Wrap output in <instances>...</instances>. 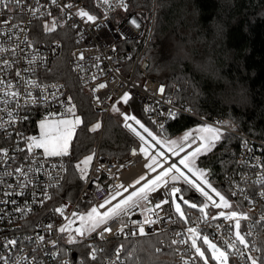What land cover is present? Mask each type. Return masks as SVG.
Segmentation results:
<instances>
[{
	"label": "built area",
	"instance_id": "1",
	"mask_svg": "<svg viewBox=\"0 0 264 264\" xmlns=\"http://www.w3.org/2000/svg\"><path fill=\"white\" fill-rule=\"evenodd\" d=\"M124 3L127 5L126 8L121 7L120 0H110V6L103 0H92L90 6L83 1L56 0V3H53L52 0H39V12L35 15L28 9L36 8L37 0H23L19 8L15 4L9 5L8 8L0 5V48L5 50L0 52V85H3L0 86V264H4L5 259L8 260V264H25V262L27 264H126L128 241L156 235H164L158 249L165 246L170 248L174 254L175 264H184L185 261L193 264V260L195 264H204L203 260L197 257L195 250L190 248L188 228L195 227L201 235H208L210 239L214 236L213 242L224 250L226 248L224 241L230 240L225 233L234 221L224 220L219 213L232 210L242 212L249 217L248 220H241V232L251 231L252 234L246 237L249 248L254 245L255 248L260 249V251H252L251 254L258 258L264 257V197L259 195L264 191V186L259 183L264 177V137H254L229 127L228 118L207 117L193 113L186 103L179 102L176 96L181 89L179 85L171 86L164 81L150 78L148 76L150 63L145 53L153 33L156 0H153L149 25L143 17L133 12L135 0H124ZM80 11L94 15L95 21L81 18L77 15ZM115 17L118 18L117 21ZM53 20L56 21L54 31L58 28L72 31L74 49L70 67L86 88L92 104L99 111L109 114L113 106L117 107L118 102L122 101L121 98L127 93L142 104L151 126L145 122L143 124L154 135H162L169 121L174 119L168 115V111L173 110L176 116L185 115L197 121L198 124L184 131L185 133L192 131L196 136L195 129L209 125L220 128L224 134H232L240 139L238 168L227 175L224 188L217 189L229 201L232 208L213 207L211 201L191 185L186 184L183 179L172 181L170 175L166 178L167 188L170 189L174 184L182 189L185 199L197 204V208H190L177 200L184 207L186 219L179 217L170 206L172 203L170 201L169 205H162L161 209L155 210L158 215L135 209L130 218L116 217L110 220L102 228L109 227L112 231L105 232L103 239L99 236L101 228L85 237H78V241L74 244H69L65 240L67 234L60 233L58 228L67 221L55 212L57 207L63 206L65 215L68 216L72 212L87 215L94 207L103 213L112 205L103 208L99 205L103 204L113 192L121 191L118 185H125L127 191L118 196L117 200L134 191L132 185L140 176L154 179L172 163H176L194 183H200L217 203L219 197L212 191L214 187L209 188L202 184L179 164L181 158L200 146L199 140L193 142L190 139L184 142V151L179 155H172L167 146L163 149L157 148L134 121H127L145 136L149 144H153L152 153L161 150L165 153L166 159L160 158L161 166L156 167L154 172L147 170L145 166L147 158L139 152V139L125 127L137 141V144L130 147L126 157L118 160L97 151L87 179L77 197L74 200H64L55 204V192L64 183L67 175L66 160L64 157H47L42 148H33L29 151L30 141L26 139L34 137L27 127V121L33 111L55 104L70 94V87L64 80L47 79V75L52 72L62 54V43L59 40L34 42L32 37L36 21H42L45 27V25L50 26ZM132 20H136L140 27L136 28L132 25ZM81 54L85 57L83 61L79 60ZM123 61L132 65L129 75L122 73ZM78 65L84 68L83 72L79 70ZM93 74L97 76L96 80L92 79ZM138 75L143 77L142 84L136 81ZM29 81L35 82L39 87H32ZM100 83H105L107 87L99 89ZM161 86L165 88L164 94L158 93V88ZM13 92H19V97H13L11 95ZM27 92L31 93V97L26 95ZM32 97L37 98L38 102L33 103ZM97 97L100 98L99 102ZM168 99L172 101L170 104L167 102ZM157 138L159 139L158 136ZM134 149L137 153L135 155ZM3 150H7V157H4ZM205 153H201L196 158L197 168H200L199 157ZM17 169H24L25 175L21 176ZM143 183L144 181H141V184ZM185 187L193 191L194 198L186 196ZM45 192L52 197L50 200L44 199ZM161 192H165V188L158 189L152 197H159ZM116 202L113 200L112 204ZM205 203L208 204V208L205 209V212L209 213L208 224L201 219L202 214L199 211ZM147 207L152 208L153 204L150 203ZM212 214L217 216L216 220L211 219ZM146 215H150L151 219L158 222L151 225L144 224L147 235H130L139 227L134 221L143 222ZM49 224L53 226L51 230L48 228ZM217 224L220 225L219 229L215 227ZM79 226V220L72 225L73 229ZM38 236H44L43 243L38 241ZM12 240L16 241L15 245L8 243ZM173 240L178 243L173 244ZM182 240H187V243L180 242ZM200 244L201 241L198 239L197 246ZM206 247L204 245V248ZM92 248L102 250L97 253L95 261L90 256ZM117 249H120L119 260L116 255ZM228 251L231 252L232 249ZM244 251V258L230 255L229 264H249L246 260L248 249ZM210 255V251L206 253V256ZM208 264H217V262L209 260ZM258 264H260L259 259Z\"/></svg>",
	"mask_w": 264,
	"mask_h": 264
},
{
	"label": "trees",
	"instance_id": "2",
	"mask_svg": "<svg viewBox=\"0 0 264 264\" xmlns=\"http://www.w3.org/2000/svg\"><path fill=\"white\" fill-rule=\"evenodd\" d=\"M71 1L92 4V0ZM152 4L153 0H135L133 12L150 17ZM33 28L34 42L62 43V54L47 79L68 84L69 95L83 118L69 155L64 157L67 175L55 192L54 202L58 204L74 200L83 186L85 180L75 167L77 163L97 151L122 160L137 141L125 129L123 116L114 111L106 115L95 108L74 75L70 67L72 31L58 28L49 33L42 21H36ZM145 57L150 63L148 76L179 85L176 96L193 113L228 118L235 129L264 137V0H156L155 23ZM117 107L151 126L136 98L131 96L127 104L120 101ZM38 116L33 112L29 117L30 132H34ZM96 122L101 128L93 132L90 126ZM197 124L188 116L178 115L169 121L162 135L173 138ZM239 149L240 139L224 134L209 153L199 157V167L209 171L215 188L222 190L227 175L238 168ZM184 192L194 198L190 188L185 187ZM163 237L128 241L126 264H175L170 248L157 251Z\"/></svg>",
	"mask_w": 264,
	"mask_h": 264
},
{
	"label": "snow or ice",
	"instance_id": "3",
	"mask_svg": "<svg viewBox=\"0 0 264 264\" xmlns=\"http://www.w3.org/2000/svg\"><path fill=\"white\" fill-rule=\"evenodd\" d=\"M23 0H0V5H2L4 8H8L9 5L15 4L17 8L22 6ZM53 3H56V0H52ZM105 4H109L110 6V0H103ZM38 6L36 8H30L28 9L30 12L35 15L37 12H39V0H37ZM121 7H127V5L124 3V0H120ZM68 7H71V5H68ZM78 16L81 18H87L89 21H95L96 17L94 15H90L87 11H80L77 13ZM4 23H8V21H4ZM132 25H134L136 28H139L140 25L137 23L136 20L131 21ZM18 27V25H17ZM56 27V21L53 20L51 22V25H45V31L51 32L54 31ZM21 31H24V29H21ZM5 51L3 48H0V52ZM15 49H13V52ZM85 57L83 54L80 55L79 60L83 61ZM7 65V62H5ZM10 66V65H7ZM81 72L84 71V68L80 65L77 66ZM19 75V73H17ZM92 79L96 80L97 76L95 74L92 75ZM32 87H39L38 84L35 82L29 81L28 82ZM3 86V85H0ZM107 85L105 83L99 84V89L106 88ZM159 94L165 93V88L163 86L158 88ZM7 95V93H5ZM13 97H19V92H13L11 93ZM26 95L31 97V93L27 92ZM55 95V93H53ZM130 95L125 93L123 95L122 102L123 104H127L130 100ZM47 97H45V100ZM97 101H100V98L97 97ZM32 102L36 103L38 102L37 98L32 97ZM169 104L172 102L171 99H168L167 101ZM70 103V102H69ZM115 105V102H114ZM112 111L119 113L121 116H123V119L125 121L124 127L128 128L140 141V145H138L139 152L143 154V157L147 158L146 162V168L149 172H154L156 170V167L161 166L160 158H165V153L161 151H155L154 153L151 152L153 148V144H149V141L145 138L144 135L141 134V132L137 131V128L133 127L132 124L127 123V121H134L136 125L139 126L140 129H143V132L147 134L149 138H151V141L154 143V145L159 148L163 149L165 146H167L168 150L172 153V155H179L181 151H184V142L189 141L190 139L195 142L196 140H199L200 146L196 147L195 150L191 151L187 155H185L183 158L179 160V164L183 165L185 169L189 173L192 174L193 177H196L197 180L201 181L202 184L207 185L209 188H212V185L207 179V173L200 168L196 167V158L203 152L211 151V149L215 146V143L218 142L223 136L224 133L221 131L220 128L213 127V126H203L201 128L195 129V133H197L196 136L193 135L192 131H189L185 133V135L182 137V140L180 142L175 140H167V139H158L156 135L153 134L152 131H150L139 119H137L135 116L127 115L120 111L119 107L113 106ZM71 116V119L65 118L67 116ZM168 115L170 117L175 118L176 112L173 110L168 111ZM81 117L76 115V106L74 104H70L69 107L65 109V113L58 119H56L54 122H51L50 120H44L40 124L41 129V135L40 137H29L26 138L29 143V151H31L33 148H42L45 156L47 157H65L69 155V149L71 145V141L75 135V129L82 123ZM101 127L99 123L95 124L92 127V131L95 132ZM161 129H163V126H160ZM191 145H189L190 147ZM133 154H137L136 150H133ZM4 157L8 156L7 150H3ZM95 156V153L92 155L86 156L80 163L76 164V169L80 172V176L83 179H87L89 166ZM63 165H61V168ZM17 171L20 173L21 176L25 175L24 169H17ZM171 175L172 181H178L180 179H183L186 184L191 185L193 188H195L200 194H202L208 201L212 202L213 207L219 209V208H232V205L229 204V201L225 198L224 195H221L220 192L216 191L215 188H212V191L215 192L216 196L219 197V203L214 201L212 197L209 195L207 191L203 187H201L200 183H194L193 180L189 179L184 172L181 171V169L177 166L176 163H172L169 165V167L159 174L156 175L154 179H148L146 176H140L138 179L135 180L134 184L132 185L134 191H132L130 194H128L123 199L117 200L118 196H121L123 192L127 191V187L123 184L118 185L117 187L121 190L118 192H113L112 195H110L107 199H105L104 203L99 205L100 208L105 207L106 205H112L110 208H108L107 211L100 213L98 211V208L94 207L91 209V212H89L87 215H79L77 212H72L70 216L65 215V208L63 206L57 207L55 209V212L59 213L60 216L64 217V219L67 221L66 224L63 226H60L58 228V231L62 234H67V240L69 244H74L77 242L78 237H85L88 234H91L93 232H96L97 229H101L103 225H107L110 220L116 218V217H129L131 216V213L135 209H142L148 213L157 214L155 213L156 209H161L162 205H169V202L172 201V204L174 205L175 212L179 214V217L181 219H186V214L181 208V204L176 202L177 200L182 201L183 204L188 205L190 208H197V204L195 202L190 201V199H185L183 195V191L181 188L176 187L174 184L171 186V188H167L168 185V178ZM141 181H144L143 184H141ZM259 183L264 186V177H262L259 181ZM139 185V187H137ZM165 188V192H161L159 197H152V194L157 192L158 189ZM179 194V195H178ZM261 197H264V191H261L259 193ZM52 197L48 195L46 192L44 194L45 200H50ZM116 200L117 202L115 204H112V201ZM152 203L153 207L149 208L147 207L148 204ZM171 206V205H170ZM208 208V204L205 203L202 207L199 208V211L201 212L202 216L201 219L204 221V223L208 224L209 221L207 219L209 213L205 212V209ZM219 216L224 217V220L227 221H234L233 224H230L228 226V231H226L225 235H228L230 237L229 241H224L226 248L222 250L220 247L217 246L216 243L213 242V239L215 237L213 236L212 239L209 238L208 235H201L199 230L195 227L188 228L189 238L191 239L190 248L195 250V253L197 254V257L201 260H203L204 264H208L209 260H214L217 262V264H229V256H240L242 258L245 257V251L244 249H248V253L246 256L247 262L249 264H258V259L260 261V264H264V257L258 258L253 256L251 253L252 251H260V249L255 248L253 245L252 248H249V242L247 241L246 237L250 236L252 233L249 230L246 233L241 232V220H248L249 217L244 215V213L240 212L238 213L236 210H232L228 215H225L224 212H220ZM212 220H216L217 216L215 214H212L211 216ZM76 220H79L80 226L73 229L72 225L76 222ZM158 220L151 219L150 215H146L143 222L134 221V223L139 224L137 231H132L130 235H147L145 232L144 224H155ZM209 226H211L209 224ZM52 225L49 224L48 228L51 230ZM216 229L220 228V225H215ZM111 228L109 227H103L102 230L99 233L100 239L104 238V233H111ZM121 231H123L121 229ZM182 235V234H181ZM38 241L41 243L44 242V236H38ZM201 241L200 246H197V240ZM182 243H187V240L180 241ZM10 245H15L16 241L12 240L8 242ZM173 244L178 243V241L173 240ZM204 245L207 247L204 248ZM53 246L55 247V243L53 242ZM242 246V247H241ZM123 247V246H121ZM203 249V250H202ZM228 249H232L231 252L228 251ZM99 251H102L101 249L92 248L90 251V256L92 260L97 259V253ZM157 251H160V249H157ZM211 252L210 256H206L207 252ZM55 253H53L54 255ZM117 260H119L120 255V249L116 250ZM4 264H8V260H4ZM27 264V262H25ZM184 264H188L187 261L184 262ZM193 264H195V260H193Z\"/></svg>",
	"mask_w": 264,
	"mask_h": 264
},
{
	"label": "rangeland",
	"instance_id": "4",
	"mask_svg": "<svg viewBox=\"0 0 264 264\" xmlns=\"http://www.w3.org/2000/svg\"><path fill=\"white\" fill-rule=\"evenodd\" d=\"M150 19H151V16L149 17H145L144 18V20L146 21V23H147V25H149V23H150ZM115 20L117 21L118 20V18L117 17H115ZM70 51H72V49L70 50ZM70 55H72V52H70ZM131 67H132V65H131V63H129V62H127V61H123V68H122V73L123 74H125V75H129L130 74V72H131ZM136 81L138 82V83H140V84H142L143 83V77L141 76V75H138L137 77H136ZM70 102V103H69ZM70 104H74V102H73V100L71 99V96L70 95H67L66 97H64L62 100H60V101H58L57 103H55V104H52V105H49V106H47V107H43V108H41V109H36V110H34L33 112L34 113H36V114H39L40 116H38V119H37V123H36V127H35V129H34V132H31L32 133V135L34 136V137H40V135H41V129H40V124H41V122L42 121H44V120H50L51 122H54L56 119H58V118H60L64 113H65V109L67 108V107H69L70 106ZM75 105V104H74ZM76 115H78V116H80L81 117V120L83 121V118H82V116H81V114L78 112V110L76 109ZM65 118H68V119H71L72 117L69 115V116H67V117H65ZM138 118V117H137ZM139 120L143 123L144 121L142 120V119H140L139 118ZM97 123H99L100 125H101V123L100 122H96V123H94V124H92L91 126H90V129H92V127L95 125V124H97ZM82 124H83V122L75 129V134H76V131L78 130V128L80 127V126H82ZM201 127H203V126H200L199 128H201ZM229 127H232V128H234L233 127V125H232V123L229 121ZM101 128V127H100ZM99 128V129H100ZM156 134V133H155ZM158 137H159V139H167V140H169L166 136H163V135H158V134H156ZM185 135V132H184V134L183 135H180L179 134V136L177 135V137H173V139L172 138H170L171 140H175V141H178V142H180L181 140H182V137ZM74 137H75V135H74ZM74 137H73V139H74ZM73 139H72V141H73ZM171 140H169V141H171ZM72 141H71V144H72ZM220 141V140H219ZM218 141V142H219ZM218 142H216L215 143V145L218 143ZM70 148H71V145H70ZM214 148V147H213ZM212 148V149H213ZM211 149V150H212ZM69 152H70V149H69ZM210 151H207L205 154H207V153H209ZM205 154H202V155H205ZM91 165H92V162H91V164H90V166H89V171H88V173L90 172V169H91ZM200 169H203V168H200ZM206 173H207V179H208V181L210 182V180H209V176H210V173H209V171L207 170V169H203ZM85 180V179H84ZM210 184H211V182H210ZM212 185V184H211ZM212 187H214L213 185H212ZM215 188V187H214ZM216 190L218 189V188H215ZM218 191V190H217ZM191 201V200H190ZM176 202H178V201H176ZM171 207H172V209H174V211H175V208H174V205L171 203ZM186 207H189L188 205H186ZM181 208H182V210H183V208L184 207H182L181 206ZM231 211H226V212H224L225 213V215H228L229 213H230ZM67 242H68V240H67V238L65 239ZM77 241H78V238H77ZM218 247H220V246H218ZM221 248V247H220Z\"/></svg>",
	"mask_w": 264,
	"mask_h": 264
}]
</instances>
